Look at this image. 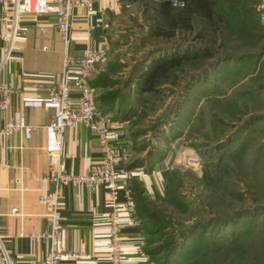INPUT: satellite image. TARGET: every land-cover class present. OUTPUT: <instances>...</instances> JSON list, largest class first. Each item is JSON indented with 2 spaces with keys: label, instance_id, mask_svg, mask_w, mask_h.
I'll return each instance as SVG.
<instances>
[{
  "label": "rangeland",
  "instance_id": "374dc122",
  "mask_svg": "<svg viewBox=\"0 0 264 264\" xmlns=\"http://www.w3.org/2000/svg\"><path fill=\"white\" fill-rule=\"evenodd\" d=\"M159 1H111L108 47L89 78L99 113L121 124L134 206L163 228L158 258L178 239L173 264H264V0H222L215 30L193 17L169 37L157 35ZM181 1L169 0L172 16ZM199 51L211 58L157 70L146 90L160 61ZM142 175L159 194L143 193Z\"/></svg>",
  "mask_w": 264,
  "mask_h": 264
},
{
  "label": "crops",
  "instance_id": "0c3cea01",
  "mask_svg": "<svg viewBox=\"0 0 264 264\" xmlns=\"http://www.w3.org/2000/svg\"><path fill=\"white\" fill-rule=\"evenodd\" d=\"M111 1L96 0L93 11L76 9L73 12L67 46H64L52 26L46 32L39 29L51 22V15L21 18L12 52L19 62H9L0 69V81L11 82L18 89L9 107L0 112V128L21 111H24L26 123L37 127L30 138H24L19 132L0 136V239L16 264L41 262L46 253L47 243L38 236L48 228L49 222L47 206L39 201V194L53 188L44 180L48 141L43 128L53 121V111L43 107L24 108L21 99L48 96L49 87L60 77L63 51L79 56L85 46L97 52L108 47L109 15L113 8ZM1 57L0 50V61ZM92 70L96 72L94 67ZM70 87L72 103L77 105V90L72 83ZM61 136L67 171L85 173L88 166L99 161V144L89 127L71 121ZM121 141L125 151L126 142ZM123 170L119 182L120 195L128 210L121 215L122 264H153V258L149 255L147 223L138 215L132 200V184L137 180ZM137 178L144 194H159L157 178L153 176L148 181L143 175ZM106 199L107 193L100 187L92 189L72 184L62 189L59 202L63 228L59 249L75 252L79 257L63 258L61 264H108ZM14 208H19L18 214L11 213Z\"/></svg>",
  "mask_w": 264,
  "mask_h": 264
},
{
  "label": "built area",
  "instance_id": "2783aa9c",
  "mask_svg": "<svg viewBox=\"0 0 264 264\" xmlns=\"http://www.w3.org/2000/svg\"><path fill=\"white\" fill-rule=\"evenodd\" d=\"M95 0H0V69L9 62H19L12 56L15 46L20 19L23 17L37 18L52 16L51 22L40 26L46 32L51 26L58 33L59 38L67 46L69 41L71 19L76 9L91 12ZM183 5L184 2L175 3ZM258 19L264 23V1L258 11ZM98 52L85 46L79 56H73L63 51L61 74L49 87V94L44 98L22 97L24 108L43 107L53 111L52 122L45 125L47 137V166L44 180L53 186L51 191L39 194L47 206L46 217L48 228L39 234V238L47 243V249L41 262L31 264H61L63 258H78L79 254L59 249L60 233L63 228V218L60 212L59 197L64 187L72 184L85 188H102L107 193V262L108 264H122L123 244L121 233L122 212L128 210V205L121 200L120 176L124 172L120 164L126 159V151L122 147L121 124L118 121L102 116L93 103L92 87L89 78L93 72L92 64ZM77 90L76 103H72L73 95L70 84ZM18 89L8 81H0V112L9 107V103ZM71 121L89 127L96 136L99 144L100 158L96 164L88 166L85 173L69 172L65 168L62 153V131ZM37 130L36 126L28 125L24 111L13 119L5 121L0 128V136L19 132L24 138H30ZM142 170L138 174H142ZM11 213L18 214L19 208ZM0 264H16L15 260L3 248L0 239Z\"/></svg>",
  "mask_w": 264,
  "mask_h": 264
},
{
  "label": "trees",
  "instance_id": "16d2710c",
  "mask_svg": "<svg viewBox=\"0 0 264 264\" xmlns=\"http://www.w3.org/2000/svg\"><path fill=\"white\" fill-rule=\"evenodd\" d=\"M183 2H185V6H183L178 11L175 17L171 15L173 8L169 0H162L157 2L158 4L155 8V15L157 19L155 22L157 27V35L165 37L173 36V31L177 28L191 30L193 27V17L201 18L204 26H207V28H212L213 30L216 29V26L217 24H219V22L223 21V17H221V15L214 10V7L219 2H222V0H183ZM247 9H250V11H252L251 8L246 7V14L250 13ZM233 11L235 13L237 12V9L234 8ZM190 57L195 59L211 58V54L199 51L195 52L194 54H182V56L179 57H170L160 61L158 64H156L155 67H153V70H151L150 74L144 81L146 90H151V88L153 87V83L155 81V71L159 70L160 72L166 73L168 70L180 66V64L184 60H187ZM142 213L143 212L138 213L141 218L147 216L146 229L148 232L149 255L152 256L153 261H156L158 259V264H173L174 260L176 259L175 256L177 255V251L181 248L178 239L172 240L171 244H169V246L167 247V252L165 250L164 256L158 258V255L162 250L158 248L159 246L156 247V244L154 245V238L160 232H163V228L158 222L154 221L153 215L148 212H146V215Z\"/></svg>",
  "mask_w": 264,
  "mask_h": 264
}]
</instances>
